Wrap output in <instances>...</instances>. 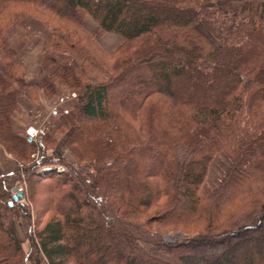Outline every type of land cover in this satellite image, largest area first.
Returning <instances> with one entry per match:
<instances>
[{"label":"trees","instance_id":"1","mask_svg":"<svg viewBox=\"0 0 264 264\" xmlns=\"http://www.w3.org/2000/svg\"><path fill=\"white\" fill-rule=\"evenodd\" d=\"M27 18L70 57L36 79L7 36ZM38 91L76 93L53 110L56 137L14 129ZM59 136L87 172L49 153ZM0 148L26 181L14 200L19 173L0 172V264H264V0H0ZM218 152L229 165L206 192Z\"/></svg>","mask_w":264,"mask_h":264},{"label":"rangeland","instance_id":"2","mask_svg":"<svg viewBox=\"0 0 264 264\" xmlns=\"http://www.w3.org/2000/svg\"><path fill=\"white\" fill-rule=\"evenodd\" d=\"M84 30L93 36L94 40L98 43L102 50L111 52L115 50L122 42V38L119 35L113 33H105L101 36L95 35L96 23L91 19L89 15L84 16ZM49 31H46L43 26L33 20L27 18L23 21L21 27H11L7 30V36L10 43L17 51V55L22 59L27 67L28 73L26 78L36 79L38 76L49 71L56 62L69 60V55H64L58 52L49 51L44 48L43 40L47 37ZM63 94V93H62ZM76 97L75 92H71L70 95L61 100V97H55L48 99L41 91H38L35 100L31 99L26 93H22L18 97V108L13 114V125L17 132H24L29 126H34L38 133L49 132L54 137L57 136L53 124V110L60 105H69L72 99ZM63 136L57 137L55 146L48 149L49 153L62 157L68 166L76 168L79 172H87L89 166L84 163H77L72 154L65 148ZM0 154L10 161H14V166L11 167V171L18 172L19 176L16 179V174L10 177L13 183H16L18 188L25 190L26 181L24 179V167L22 164L13 159L5 150L0 148ZM0 158V168H4ZM6 162V161H5ZM64 164H57L55 170H65ZM229 165L228 158L224 152H218L213 157L209 169L208 177L204 183V189L206 192H211L215 189L222 174L227 170ZM63 168V169H62ZM6 169H0V172ZM8 170V169H7ZM11 193L14 194L13 188ZM11 223L15 229L16 234L22 242L23 249L32 251L37 258H39L40 250L36 239L33 237L31 227L24 218L11 217ZM180 232L166 235L165 237L173 238L179 237ZM32 264V263H28Z\"/></svg>","mask_w":264,"mask_h":264},{"label":"built area","instance_id":"3","mask_svg":"<svg viewBox=\"0 0 264 264\" xmlns=\"http://www.w3.org/2000/svg\"><path fill=\"white\" fill-rule=\"evenodd\" d=\"M37 134H38V131H37V129L34 126H29L25 130V135L28 138H35L37 136ZM55 168L56 167H54V166H44V167L41 168L40 172H44L45 173V172H48V171H50L52 169H55ZM56 169L59 170L60 168H56ZM17 191H21L22 192L21 188H18V187H17Z\"/></svg>","mask_w":264,"mask_h":264},{"label":"crops","instance_id":"4","mask_svg":"<svg viewBox=\"0 0 264 264\" xmlns=\"http://www.w3.org/2000/svg\"><path fill=\"white\" fill-rule=\"evenodd\" d=\"M0 158L2 159V164H4V168H0V169H8V170H11L10 168L14 166V161H10L9 159H6L4 156H2L0 154ZM6 161V162H5Z\"/></svg>","mask_w":264,"mask_h":264},{"label":"water","instance_id":"5","mask_svg":"<svg viewBox=\"0 0 264 264\" xmlns=\"http://www.w3.org/2000/svg\"><path fill=\"white\" fill-rule=\"evenodd\" d=\"M13 199L14 200H21L23 197V193L21 191H17V187H13Z\"/></svg>","mask_w":264,"mask_h":264},{"label":"bare ground","instance_id":"6","mask_svg":"<svg viewBox=\"0 0 264 264\" xmlns=\"http://www.w3.org/2000/svg\"><path fill=\"white\" fill-rule=\"evenodd\" d=\"M53 170V169H52Z\"/></svg>","mask_w":264,"mask_h":264}]
</instances>
